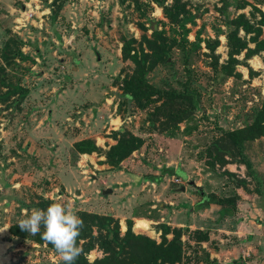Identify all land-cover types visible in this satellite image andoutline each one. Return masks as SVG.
<instances>
[{
  "label": "rangeland",
  "instance_id": "obj_1",
  "mask_svg": "<svg viewBox=\"0 0 264 264\" xmlns=\"http://www.w3.org/2000/svg\"><path fill=\"white\" fill-rule=\"evenodd\" d=\"M183 1L173 25L151 0H0V264H61L30 233L8 232L39 198L109 215L120 234L130 219L133 233L156 242L161 225L205 230L204 241L180 236L191 264H264V136L243 143L250 173L241 164L205 163L217 127L249 123L264 91V51L235 65L238 76H225L207 65L206 40H218L222 63L229 19L258 18L264 0ZM139 23L179 43L168 52L171 64L158 63L146 80L160 90L186 87L195 102L188 118L164 130L151 119L153 103L138 108L118 95L131 67L120 57V37L139 39ZM116 130L141 144L115 167L73 147L90 138L104 150ZM140 220L145 229L135 227ZM101 255L94 246L86 258Z\"/></svg>",
  "mask_w": 264,
  "mask_h": 264
},
{
  "label": "trees",
  "instance_id": "obj_2",
  "mask_svg": "<svg viewBox=\"0 0 264 264\" xmlns=\"http://www.w3.org/2000/svg\"><path fill=\"white\" fill-rule=\"evenodd\" d=\"M151 1L160 5L163 16L170 24L179 25L181 23V18L186 11L183 0ZM257 13L258 18L255 13H250V17L243 13H237L229 19L227 23L229 29L224 35L227 52L222 63L218 62L219 55L215 52L218 40L215 38L206 40L207 65L214 73L238 76L239 73L234 70L235 65H246V59L264 51V38L260 37L261 27L264 26V12L257 10ZM139 27L143 30L139 39L132 36L120 37V57L122 60H129L131 67L129 72L121 77L118 95L125 103H130L138 108H144L153 103L150 111L151 119L158 121L159 129L164 130L188 118L195 107V102L191 90L186 87L181 90H160L146 80L147 72L158 63L171 64L168 60V52L179 43L175 38L168 37L156 29L146 34L144 31L146 28L142 23H139ZM239 30L243 32V37L239 35ZM246 35H248L247 41L252 43V47L247 46V41L244 38ZM243 49L245 50L242 58H236ZM261 59L264 62V55L261 56ZM248 73L250 76L255 74L250 68ZM157 101L159 102L156 103ZM217 129L219 134L206 146L205 163L211 167L215 164L219 166L226 163L241 164L247 173H250L251 164L242 148L245 141L264 136V91L249 123L240 127L229 129L217 127ZM112 138L115 142L104 150L95 145L90 138L73 142V147L79 153L96 152L103 155L102 162L115 167L141 144V139L127 130L113 131ZM175 173H177L176 170ZM238 184L242 185L243 180L240 179ZM211 199L213 200V198ZM51 203H53L51 199L39 198L34 203V207L46 210ZM77 215L83 221L77 240L82 251L75 264H191L190 256H187L183 249L186 241L181 240L180 236L187 233L186 239L194 242L207 239L205 230L195 228L188 230L187 228L161 225L160 239L156 242L144 234L133 233L130 219L125 221V229L120 234L117 220L109 215L84 210L79 211ZM43 231L42 227L40 233L28 235L36 243H44L47 248L58 253L52 244L42 238ZM8 232L16 237H24L27 234L26 231L21 230L18 224L9 225ZM168 233L171 236L166 238ZM186 245L189 246V244ZM94 246L100 250L102 255L88 261L86 254ZM203 255L202 259L206 260L207 253L203 252ZM61 264H63L62 260Z\"/></svg>",
  "mask_w": 264,
  "mask_h": 264
},
{
  "label": "clouds",
  "instance_id": "obj_3",
  "mask_svg": "<svg viewBox=\"0 0 264 264\" xmlns=\"http://www.w3.org/2000/svg\"><path fill=\"white\" fill-rule=\"evenodd\" d=\"M18 225L33 235L43 227L42 238L54 246L63 264H75L81 254L77 240L83 221L69 205L53 202L46 210L33 209Z\"/></svg>",
  "mask_w": 264,
  "mask_h": 264
},
{
  "label": "bare ground",
  "instance_id": "obj_4",
  "mask_svg": "<svg viewBox=\"0 0 264 264\" xmlns=\"http://www.w3.org/2000/svg\"><path fill=\"white\" fill-rule=\"evenodd\" d=\"M135 227L138 228V229H145L146 228V223H145V221L140 220V221L137 222Z\"/></svg>",
  "mask_w": 264,
  "mask_h": 264
},
{
  "label": "water",
  "instance_id": "obj_5",
  "mask_svg": "<svg viewBox=\"0 0 264 264\" xmlns=\"http://www.w3.org/2000/svg\"><path fill=\"white\" fill-rule=\"evenodd\" d=\"M181 190H183V187L182 186H179L178 191H181ZM108 192H110V189L109 188H106V189L102 190V194H106Z\"/></svg>",
  "mask_w": 264,
  "mask_h": 264
}]
</instances>
